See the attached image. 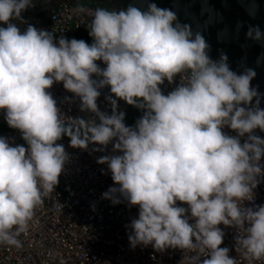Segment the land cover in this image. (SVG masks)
<instances>
[{
  "label": "clouds",
  "instance_id": "9594fccd",
  "mask_svg": "<svg viewBox=\"0 0 264 264\" xmlns=\"http://www.w3.org/2000/svg\"><path fill=\"white\" fill-rule=\"evenodd\" d=\"M83 4L78 0L73 11L88 16L91 44L54 40L53 31L32 25L21 31L33 0H0V111L27 145L0 138V246L23 247L69 159L57 143L66 136L81 150L115 141L119 154L97 163L107 165L115 185L102 198L138 208L128 226L130 247L180 249L185 264H264V205L242 206L264 176V139L253 134L264 132V109L250 85L255 71L238 75L226 55L210 59L203 36L168 9ZM246 37L260 41L264 33L250 26ZM176 77L179 85L163 94L161 85ZM54 83L98 123L66 120L48 91ZM104 87L115 97L108 98L111 115L98 111ZM117 100L143 110L134 127L125 126ZM225 127L236 135H226ZM220 225L236 229L238 259L221 247Z\"/></svg>",
  "mask_w": 264,
  "mask_h": 264
},
{
  "label": "built area",
  "instance_id": "2783aa9c",
  "mask_svg": "<svg viewBox=\"0 0 264 264\" xmlns=\"http://www.w3.org/2000/svg\"><path fill=\"white\" fill-rule=\"evenodd\" d=\"M76 5L68 0L50 10L47 31L55 33L54 40H58L61 35L69 40L72 32L87 30L88 16L74 13ZM83 5L87 9L99 6L93 3ZM97 64L101 69L105 67L101 61H97ZM93 79L98 78L94 76ZM179 82V77L171 85L165 81L161 85L162 93L167 95ZM48 91L66 120H95L98 123L95 114L80 111L79 98L65 90L62 83H54ZM99 91L96 101L98 111L110 115L112 108L108 98L115 97L111 96L108 87ZM259 107L264 109L261 104ZM116 110L117 113L121 111L118 103ZM0 127L9 129L6 132L0 131V138L7 139L11 146L27 147L19 132L10 130L3 111H0ZM223 131L226 135H236L227 127ZM253 134L264 139V132L259 129ZM246 138H241V143ZM57 143L64 146L69 159L58 178L52 197L46 198L43 206L37 210L36 225L29 234L22 237L23 247L20 250L0 246V264H185L187 254L180 249L158 252L151 245L130 247L128 236L131 230L128 226L138 217V208L129 206L123 199L114 205L110 200L102 198V194L115 185L107 165L97 161L102 156L119 154L113 152L115 141L104 146L103 150H94L100 148L94 144H89L85 150L74 149L70 147L66 136ZM260 164L264 170V156ZM253 195V200L245 201L243 207L264 205V176L259 178ZM178 206L187 207L179 203ZM219 227L225 233L221 247H227L229 256L238 259L234 247L236 229L223 225Z\"/></svg>",
  "mask_w": 264,
  "mask_h": 264
},
{
  "label": "water",
  "instance_id": "95a60500",
  "mask_svg": "<svg viewBox=\"0 0 264 264\" xmlns=\"http://www.w3.org/2000/svg\"><path fill=\"white\" fill-rule=\"evenodd\" d=\"M84 1L117 11L126 10L130 6L144 11L148 5L155 4L158 8L174 12L176 22L188 25L193 34L203 36L208 44L210 59L215 61L221 55H226L230 69L238 75L246 69L255 71L256 75L250 85L257 90L259 104L264 107V39L255 41L246 37L250 26H258L264 33V0ZM28 25L38 30H47L49 18L32 14L26 21V28Z\"/></svg>",
  "mask_w": 264,
  "mask_h": 264
},
{
  "label": "flooded vegetation",
  "instance_id": "af4514ba",
  "mask_svg": "<svg viewBox=\"0 0 264 264\" xmlns=\"http://www.w3.org/2000/svg\"><path fill=\"white\" fill-rule=\"evenodd\" d=\"M68 0H33V7L26 9L22 13V19L24 23L18 26L21 28V31L26 29V21L30 18L32 14H35L38 17H49V12L52 9V5H57L61 2H67ZM74 3L77 4L78 0H73ZM80 2H85L84 0H80ZM4 25H0L2 27Z\"/></svg>",
  "mask_w": 264,
  "mask_h": 264
},
{
  "label": "crops",
  "instance_id": "0c3cea01",
  "mask_svg": "<svg viewBox=\"0 0 264 264\" xmlns=\"http://www.w3.org/2000/svg\"><path fill=\"white\" fill-rule=\"evenodd\" d=\"M71 39L84 40V41H85L86 43H88V44H91V43H92V38L89 36V34H88V30H81V31H75V32H72L71 35H70L69 40H71ZM117 103L120 105L121 110H123V106L126 105V106H127L126 109H128V111H132V115H133V116H130L131 113H128V112L126 111L127 114L124 115L125 118L128 117V119H131V118L135 117L136 115H139L140 117H142V115H143L142 113H140V112H135V107H134V106L127 105V104H126L124 101H122V100H117ZM126 109H125V110H126ZM120 112H121V111H120ZM135 113H136V114H135ZM111 114H112V112L110 113V115H111ZM128 119L123 121L124 124H125V126H127L126 122L128 121Z\"/></svg>",
  "mask_w": 264,
  "mask_h": 264
},
{
  "label": "rangeland",
  "instance_id": "374dc122",
  "mask_svg": "<svg viewBox=\"0 0 264 264\" xmlns=\"http://www.w3.org/2000/svg\"><path fill=\"white\" fill-rule=\"evenodd\" d=\"M126 108H127V106L124 105V106H123V110H121V112H123L124 115H126V114H127L126 111H127L128 113H131L130 116H133V115H132V111H128V109H126ZM125 109H126V110H125ZM135 112H140V113L143 114V110L138 109V108H136V107H135ZM135 114H136V113H135ZM140 118H141V117H140L139 115H136L135 117H133V118H131V119H128V117H126V118L124 117V120H127V119H128V121L126 122V124H127L128 127H134L136 121L139 120ZM8 130H9V129H5V128L0 127V131H2V132H6V131H8ZM10 130H13V129L11 128Z\"/></svg>",
  "mask_w": 264,
  "mask_h": 264
},
{
  "label": "trees",
  "instance_id": "16d2710c",
  "mask_svg": "<svg viewBox=\"0 0 264 264\" xmlns=\"http://www.w3.org/2000/svg\"><path fill=\"white\" fill-rule=\"evenodd\" d=\"M81 3L88 4L89 2H81Z\"/></svg>",
  "mask_w": 264,
  "mask_h": 264
}]
</instances>
